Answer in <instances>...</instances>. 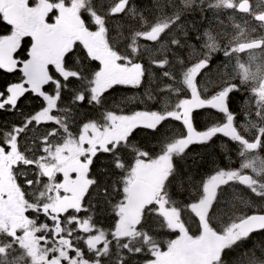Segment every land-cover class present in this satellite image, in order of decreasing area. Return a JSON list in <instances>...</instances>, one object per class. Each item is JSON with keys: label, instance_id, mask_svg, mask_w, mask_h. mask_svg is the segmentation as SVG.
Masks as SVG:
<instances>
[{"label": "snow or ice", "instance_id": "obj_1", "mask_svg": "<svg viewBox=\"0 0 264 264\" xmlns=\"http://www.w3.org/2000/svg\"><path fill=\"white\" fill-rule=\"evenodd\" d=\"M150 5L98 0L86 63L0 104L40 101L0 124V264H105L113 248L116 264H158L160 233L227 264L264 233V0ZM193 11L207 26L186 27ZM118 86L144 93L110 103ZM192 152L203 162L181 172ZM232 264H264V246Z\"/></svg>", "mask_w": 264, "mask_h": 264}, {"label": "trees", "instance_id": "obj_2", "mask_svg": "<svg viewBox=\"0 0 264 264\" xmlns=\"http://www.w3.org/2000/svg\"><path fill=\"white\" fill-rule=\"evenodd\" d=\"M115 2V0H106V4L111 5ZM133 4L140 8V9H150V0H132ZM82 7L80 9V14L83 20V26L86 28V30L91 31L94 29V21H95V16L93 15V9L95 8L97 11L98 9V0H81ZM149 14L150 13H146ZM87 17V19H86ZM0 20H2L0 16ZM3 21V20H2ZM207 21L208 19L205 17H202L199 12L193 11L188 14V17H186L185 20V25L186 27L191 26V29H202L205 26H207ZM12 35V30L11 28L7 25L5 28H0V39L10 37ZM195 39V34H193V40ZM24 49H30V46L25 44ZM71 55L73 58V63L69 64L67 62V57ZM84 47L82 46L81 43L78 41L74 42L69 49L68 53L64 56L62 62H61V70L63 71L62 73L64 75L68 74V69H73L77 68V64L75 63V58L80 57V60L82 62L86 63V56ZM14 72H18L19 75L17 77H14V74H8L7 71H4L0 69V91L3 92V100H6L8 98V92L7 90L10 88L17 87L19 85H22L23 78L18 70H15ZM63 75L58 76L57 73H54L52 75L53 81L56 82L59 77ZM26 88V87H24ZM136 92V93H133ZM141 91L140 89H128L123 86H118L115 92L111 93V96L109 98V102L111 103L113 100H120L122 97H129L133 95H140ZM237 97L239 98V94H237ZM17 99V98H16ZM13 101L6 102L4 105H11ZM40 101L32 95H28L25 99H23V102L19 105L17 110L15 112H0V124H8L9 126L13 121L17 120H22L24 115H27L34 107L35 105L39 104ZM143 105L136 103V104H131L127 106V110H139L142 109ZM174 124L176 122H173ZM201 125H203V118H201L200 121ZM141 139H144V137H141ZM218 144L220 143L219 141L217 142ZM220 149L217 148V152H219ZM223 158V153H221V156L217 158V163L220 164V159ZM203 161L201 159V156L196 153L192 152L189 153V155L186 157L185 160L183 161H177L178 167L180 168L181 172L183 171H188L189 168H191L194 164L198 165L201 164ZM231 162H235V155L233 154V158ZM224 164L230 163L227 159H223ZM222 166V165H221ZM203 171V169H201ZM231 195V194H230ZM183 196V194H181ZM182 198V197H178ZM187 218V214L185 216ZM101 223L104 224L105 220L104 218H101ZM195 232V227L193 226ZM171 233H160L159 234V241L161 248L163 249L164 252L167 251L165 249V246L163 247V244H167L169 239H165L166 237H169ZM174 237V241L176 240L177 236L172 234V238ZM254 244H261L264 246V233H258V234H253L248 240L242 241L238 243V245L234 246L232 250H228L225 253L224 259L227 261V264H232V261L235 257L240 256L243 252L246 250L252 248ZM259 254V253H257ZM116 256H115V248H113V255L109 257L106 261L105 264H116Z\"/></svg>", "mask_w": 264, "mask_h": 264}, {"label": "rangeland", "instance_id": "obj_3", "mask_svg": "<svg viewBox=\"0 0 264 264\" xmlns=\"http://www.w3.org/2000/svg\"><path fill=\"white\" fill-rule=\"evenodd\" d=\"M12 1L15 3H20V7L23 10V16L26 24L30 27L29 34L33 39L35 38L34 45L30 51L29 63L38 62L39 67L43 71L42 64L46 68V65L49 62H52L53 59L49 54L45 52V49L47 48H45L44 45L39 42L40 36L37 34L44 28V24L38 19V17H46L49 12H47L42 6H38L33 2V0H0V13ZM73 3L80 4L71 9L68 8L60 11L57 14L56 18L58 21L51 29V50L54 53H57L60 50L68 49L74 41H79L81 44H84L85 50L88 51V47L85 45V43H87L86 36L90 37V33L84 30V26L80 22V19L78 17L79 9L81 8L82 3L81 0H73ZM8 42L9 44H11L13 42V37H11ZM22 71L23 75L26 78L25 83L28 85V88L32 90L30 85H33L36 89L35 92L40 91L49 81L48 75L42 82L37 79H33V77L31 76L33 72L32 68L28 69L26 72V67H22ZM29 80L32 83H29ZM140 91V95L142 96L144 93V89H140ZM12 93L15 94V90H13ZM13 94L10 95V100L16 99V95ZM10 100L6 98V100L0 101V104L4 105ZM6 179V175L2 170H0V183L6 182ZM175 241L177 242L173 244L171 248L167 249V251L164 252V255H157L158 264H202L200 261L208 260V251L203 244L188 240L179 241L177 240V238Z\"/></svg>", "mask_w": 264, "mask_h": 264}, {"label": "flooded vegetation", "instance_id": "obj_4", "mask_svg": "<svg viewBox=\"0 0 264 264\" xmlns=\"http://www.w3.org/2000/svg\"><path fill=\"white\" fill-rule=\"evenodd\" d=\"M34 3H36L38 6H42L47 12H49V14L46 17H42L39 16L38 19L40 21L43 22L44 24V28L37 34L39 35V42L41 44L44 45L45 48V52L47 54H49L52 57V62H49L46 65V68L44 67V65L42 64L43 67V71L42 69L39 67V63H29L30 61V51L34 45V40L31 37V35L29 34V30L30 27L26 24V21L24 19L23 16V10L20 7V3H15V2H10V4L6 7H14L16 8L17 11V17L19 19V25L16 28H13V42L11 44H9V42L7 44H2L1 47L3 46H8L10 48L11 51V56H12V60H11V64H9L8 66H2L1 67L8 72V74H14V77H17L19 75L18 72H14L15 70H18L23 78V81L21 82L22 85H19L17 87L12 88L11 90H15V94L16 98L18 96H20V94L22 92H24L25 90H30L28 88V85L25 83V76L23 75V71H22V67H26V72L28 69L32 68L33 72L31 74V76L33 77V79H37L40 82L44 81L48 75V83H52L53 86H55V81H53L52 79V75L54 73H57L58 76L63 75L65 76L61 70V62L64 58V56L68 53L69 49L71 48L72 44L76 41H74L68 49H64V50H60L57 53H54L51 50V38H52V32L51 29L53 28V26L56 24V22L58 21L57 18V14L60 11H63L64 9H71L73 7H75L76 5L80 4V3H73V0H33ZM82 7V6H81ZM81 9V8H80ZM80 9H79V14L78 17L80 19V22L83 24V20L80 14ZM4 10V9H3ZM1 16V14H0ZM188 17V15H187ZM84 25V24H83ZM83 27V26H82ZM188 28L191 29V26H189ZM86 32L90 33L91 31L86 30V28L84 29ZM87 39V43H85V45L88 47V51L85 50L84 44H82V46L84 47L85 53H87L88 55L92 54V49L89 45V40L90 37L86 36ZM79 42V41H78ZM80 43V42H79ZM27 44L30 46V49L28 51V49H24V45ZM58 45H59V39H58ZM21 49H23V51H21ZM223 58L219 57L216 59V64H219L221 62ZM215 67V65L213 66ZM29 83H32L29 80ZM47 83V84H48ZM46 84V85H47ZM45 85V86H46ZM32 90V92H35V88L33 85H30ZM44 86V87H45ZM26 87V88H24ZM43 87V88H44ZM42 88V89H43ZM19 91V92H18ZM10 94V95H12ZM16 100V99H15ZM15 100H11V101H15ZM192 230H194V228H192ZM254 234H258V233H254ZM260 234V233H259ZM165 239H169V241L167 242V244H163V247L165 246V249H169L171 248V246L173 244H171L172 241H174V237L172 238V234H170L169 237H166ZM170 245V246H169ZM202 264H207V260H202L200 261Z\"/></svg>", "mask_w": 264, "mask_h": 264}, {"label": "water", "instance_id": "obj_5", "mask_svg": "<svg viewBox=\"0 0 264 264\" xmlns=\"http://www.w3.org/2000/svg\"><path fill=\"white\" fill-rule=\"evenodd\" d=\"M6 22L11 25L13 28H16L19 25V19L17 17V11L15 8L4 11ZM11 51L8 46L0 47V65L8 66L11 64L12 56Z\"/></svg>", "mask_w": 264, "mask_h": 264}]
</instances>
